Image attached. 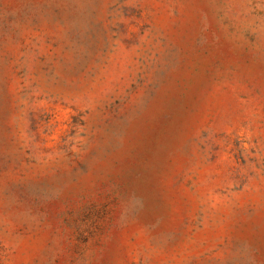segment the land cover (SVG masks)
Segmentation results:
<instances>
[{
    "label": "rangeland",
    "instance_id": "obj_1",
    "mask_svg": "<svg viewBox=\"0 0 264 264\" xmlns=\"http://www.w3.org/2000/svg\"><path fill=\"white\" fill-rule=\"evenodd\" d=\"M0 264H264V0H0Z\"/></svg>",
    "mask_w": 264,
    "mask_h": 264
}]
</instances>
